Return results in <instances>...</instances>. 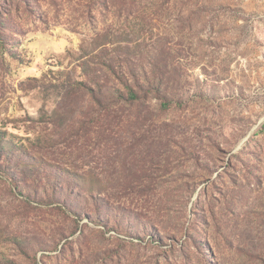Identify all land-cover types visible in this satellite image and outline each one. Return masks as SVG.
Returning a JSON list of instances; mask_svg holds the SVG:
<instances>
[{
  "label": "rangeland",
  "instance_id": "obj_1",
  "mask_svg": "<svg viewBox=\"0 0 264 264\" xmlns=\"http://www.w3.org/2000/svg\"><path fill=\"white\" fill-rule=\"evenodd\" d=\"M105 32L162 46L179 103L63 86ZM0 33V264H264V0H0Z\"/></svg>",
  "mask_w": 264,
  "mask_h": 264
},
{
  "label": "trees",
  "instance_id": "obj_2",
  "mask_svg": "<svg viewBox=\"0 0 264 264\" xmlns=\"http://www.w3.org/2000/svg\"><path fill=\"white\" fill-rule=\"evenodd\" d=\"M122 36L124 35H112L110 32L95 35L90 46L82 47L76 58L78 63L70 71L63 86L68 87V90L89 95L92 108L107 109L118 105L129 107L152 99L159 100L164 110L177 105L179 101L171 96L176 80L170 75L168 57H161L165 53L162 46L155 48L152 53L140 52L122 43L129 42V35ZM0 47L4 50L7 48L1 33ZM73 72H79V75L76 77ZM2 135L0 132V174L14 179L17 178L18 172L13 167ZM41 160L40 164L44 165L45 161L43 158ZM73 174L75 177L70 175L69 185L62 181L59 175L53 176V188L61 184V187L67 188L66 192H69L70 196L80 193L81 189L90 194L98 189L95 187L99 183L98 179H85L76 172ZM62 182L67 186H62ZM86 186L91 188L86 189ZM56 195L51 197L55 198ZM58 196L62 198L63 193ZM95 201L99 204L98 200ZM127 213L131 217L130 213Z\"/></svg>",
  "mask_w": 264,
  "mask_h": 264
}]
</instances>
